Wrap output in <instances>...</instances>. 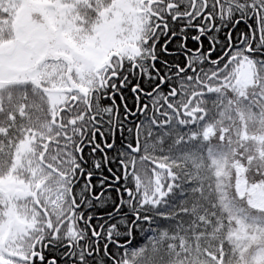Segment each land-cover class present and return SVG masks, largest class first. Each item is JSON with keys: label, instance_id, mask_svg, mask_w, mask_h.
I'll list each match as a JSON object with an SVG mask.
<instances>
[{"label": "snow or ice", "instance_id": "1", "mask_svg": "<svg viewBox=\"0 0 264 264\" xmlns=\"http://www.w3.org/2000/svg\"><path fill=\"white\" fill-rule=\"evenodd\" d=\"M0 264H264V0H0Z\"/></svg>", "mask_w": 264, "mask_h": 264}, {"label": "trees", "instance_id": "2", "mask_svg": "<svg viewBox=\"0 0 264 264\" xmlns=\"http://www.w3.org/2000/svg\"><path fill=\"white\" fill-rule=\"evenodd\" d=\"M242 135H244L247 138L248 135H249V133L248 132H245V133H242Z\"/></svg>", "mask_w": 264, "mask_h": 264}]
</instances>
